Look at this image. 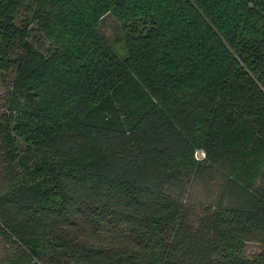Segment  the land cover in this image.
<instances>
[{
    "label": "trees",
    "instance_id": "1",
    "mask_svg": "<svg viewBox=\"0 0 264 264\" xmlns=\"http://www.w3.org/2000/svg\"><path fill=\"white\" fill-rule=\"evenodd\" d=\"M5 77L0 264H264V0H0Z\"/></svg>",
    "mask_w": 264,
    "mask_h": 264
},
{
    "label": "rangeland",
    "instance_id": "2",
    "mask_svg": "<svg viewBox=\"0 0 264 264\" xmlns=\"http://www.w3.org/2000/svg\"><path fill=\"white\" fill-rule=\"evenodd\" d=\"M98 29L101 30L104 35L108 38V41L110 42L112 48L115 50V52L119 56H123L125 54V48L123 42L121 40H116V37H119L120 35V26L117 21H115L114 17L110 14L105 15L104 18L101 19ZM6 78V77H5ZM8 77L6 80L0 82V94L4 91L6 88ZM258 246L255 243H247L246 244V253L248 255L252 254L257 250Z\"/></svg>",
    "mask_w": 264,
    "mask_h": 264
},
{
    "label": "built area",
    "instance_id": "3",
    "mask_svg": "<svg viewBox=\"0 0 264 264\" xmlns=\"http://www.w3.org/2000/svg\"><path fill=\"white\" fill-rule=\"evenodd\" d=\"M195 157H196L197 159H201V158H203V157H204V152H203L201 149H197V150L195 151Z\"/></svg>",
    "mask_w": 264,
    "mask_h": 264
}]
</instances>
